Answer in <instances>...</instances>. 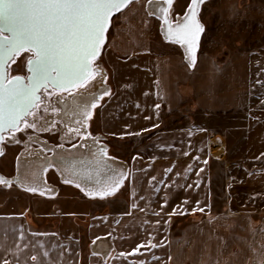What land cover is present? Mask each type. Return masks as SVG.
Returning <instances> with one entry per match:
<instances>
[{"label":"rangeland","instance_id":"374dc122","mask_svg":"<svg viewBox=\"0 0 264 264\" xmlns=\"http://www.w3.org/2000/svg\"><path fill=\"white\" fill-rule=\"evenodd\" d=\"M190 3L191 0H175L169 18L176 21L184 15ZM147 4L148 0H134L111 19L105 42L94 62L95 67L102 69V82L109 87V94L103 95L96 104L87 124L88 133L100 137V144L108 146L107 158L125 165V176L130 159L179 154L205 127H208L209 134L215 135L222 129L229 138L230 153L236 162L242 164V167L235 168L241 176L264 165V0H205L198 13L203 31L193 66L185 60L178 43L164 40L160 32L162 21L149 14ZM31 56L32 53L28 52L16 56L9 64L8 75L24 76L25 63ZM46 98L53 103L55 93L51 96L46 94ZM46 106L47 102L42 101L37 110L38 115L43 114L37 128H25L21 123V131L4 135L0 143L3 152L0 155V173L3 175L12 177L13 170L16 172V159L28 150L32 134L51 145L69 144L70 147L85 136L83 132L64 138L59 122L46 127L44 115L54 112L47 108V113H44ZM221 111H227L224 121L218 119L222 117ZM28 118V122H33V116ZM32 147L35 148L34 145ZM43 149L45 153L46 148ZM224 164L227 166L216 169L214 166L211 178L213 198L220 196L229 171V164ZM52 170L58 182H65L58 171ZM46 174L44 171L43 180L47 183L46 179H52ZM241 179L244 180L243 177ZM68 185L70 187L61 188L56 196L58 188L53 189L52 194H46L15 183L5 187L0 183V207L5 206L12 211L26 208L38 225L59 226L64 223L82 228L90 223L91 217L88 216L97 211L117 212L128 207V186H122L120 194L115 197L101 198L99 191L91 195L76 187L74 182ZM49 189L51 192V186ZM22 190L27 195L22 194ZM47 195L54 197L45 198ZM218 202L213 199V203ZM65 206L79 215H65ZM206 216L195 211L184 219L170 218L167 239L177 235L185 237L188 235L187 224L199 222ZM79 221L83 224H78ZM149 241L134 252H149L150 255L142 262L134 260L133 264H150L149 258L155 255V247ZM123 255L128 259L135 257L125 252ZM188 256L187 246L181 244L180 252H174L170 247L160 257L163 260L159 264L203 262L200 254L193 256L199 261L195 263L189 262ZM116 258L112 264H129L118 262L121 258Z\"/></svg>","mask_w":264,"mask_h":264},{"label":"crops","instance_id":"0c3cea01","mask_svg":"<svg viewBox=\"0 0 264 264\" xmlns=\"http://www.w3.org/2000/svg\"><path fill=\"white\" fill-rule=\"evenodd\" d=\"M224 115L227 111H221L218 119L224 121ZM208 131V127L199 130L179 154L130 159L126 178L108 196L115 197L122 186H128V207L117 212L97 211L88 216L90 223L85 228L64 223L38 225L26 208L12 211L1 206L0 264H112L116 257L121 258L118 262L133 264L150 255L134 252L149 240L156 245L150 264H159L170 247L180 252L181 244L188 247L191 263L199 262L193 256L200 254L201 264H264V165L241 176L235 168L242 164L230 153L229 138L222 129L217 135ZM224 163L229 164V171L220 196L213 198L214 166H227ZM47 168L46 175L52 180L46 181L52 189H60L58 196L61 188L70 186L58 182L52 168ZM213 199L219 202L213 203ZM200 208L207 216L187 224L188 235L167 239L170 218L184 219ZM64 209L65 215H79ZM123 252L134 254V259L121 256Z\"/></svg>","mask_w":264,"mask_h":264},{"label":"snow or ice","instance_id":"6c2138e0","mask_svg":"<svg viewBox=\"0 0 264 264\" xmlns=\"http://www.w3.org/2000/svg\"><path fill=\"white\" fill-rule=\"evenodd\" d=\"M133 2L134 0H0V68L9 61L14 62V58L23 52L32 53V58L28 61L32 66V75L27 78V83L21 76L9 78L6 72H0V133L6 130L21 131V123L25 128H37L39 120L43 119V114H37L42 102L38 95L41 90L49 96L53 95L48 92L49 88L60 92L73 88L87 90L95 79V73L99 71L98 66L94 68L93 65L105 41L111 17ZM174 2L175 0H148L149 6L155 5L149 14L160 13L166 37L184 45L191 63L195 64L192 49L196 47L199 33L203 31L197 15L205 0H191L184 17L175 22V27L168 18ZM5 32L9 35L5 36ZM107 94L109 93L106 92L105 95ZM88 107L94 109L97 105L93 103ZM47 111L44 108L43 112ZM30 115L33 116V122L26 120ZM81 115L85 118L82 126L86 127L91 113L85 108ZM74 131L77 135L80 134L79 128ZM3 140L4 136L0 134V142ZM101 154L106 155V150L101 149ZM0 155H3L2 150ZM73 174L78 175L74 170ZM122 179V176L113 179L116 187L111 191L102 188L99 191L101 198L113 195ZM14 182L0 177V183ZM69 182L65 180V183ZM76 187L80 185L77 184ZM31 190L36 189L33 187ZM197 210L204 211L202 208L193 209V214ZM176 212L177 209H174L173 214ZM32 259L35 260V257Z\"/></svg>","mask_w":264,"mask_h":264},{"label":"bare ground","instance_id":"6f19581e","mask_svg":"<svg viewBox=\"0 0 264 264\" xmlns=\"http://www.w3.org/2000/svg\"><path fill=\"white\" fill-rule=\"evenodd\" d=\"M154 7L155 5L149 6V3L147 4L149 12H152ZM184 15L179 16L177 20L184 17ZM154 16L159 18L160 13L157 12ZM197 19L200 23L198 15ZM169 20L172 21L170 18ZM161 21L160 32L162 33L164 40L167 42H173L172 38L166 37L164 23L163 20ZM176 21H172L173 27H175ZM201 34L202 32L199 33L198 41ZM198 41L196 47L192 49V58L195 59V62ZM178 44L181 46L187 63H189L190 66H193L191 59L189 58V53L185 50V46L181 43ZM101 71L102 69L99 68V71L95 73V79L92 81L93 85L88 87L87 90L73 88L68 91L60 92L49 88L48 92L55 93L53 103L48 102L46 94L44 91H41V101L44 103L47 102L46 108L55 109L53 113H47L44 115V123H46V127L52 125L54 122H59L62 134L65 136L64 138L69 139L70 135H77L74 131L77 128H79L80 131L79 135L84 132L85 136L82 137L87 138L84 139L81 137L80 142L75 144L76 147H70L69 144L68 146L63 145V147H60V145H51L42 137L32 134L30 136L31 140L29 141V145L27 146L28 150L21 153L16 159L15 174L12 177H8L0 173V177H3L8 181H15L14 183L16 185L23 188L31 190V188L34 187L36 189L35 191L41 190L46 194H50L53 189L51 187L50 192V185L43 180V173L47 167H52L58 171L62 179L79 184L83 191L90 193L91 195L98 193L97 191H100L102 188L111 191L116 186L112 181L113 179H118L120 173L121 176H125V165H122L120 161L105 158V155L101 154V149L104 147L100 145L99 140H96V137H93L88 133L87 126H82L85 123V118L81 115L82 110L87 108L92 116L95 108L93 109L88 106L93 103L97 104L98 101L96 98H101L109 89V87L102 82L103 73ZM28 117H26V120L29 119ZM88 121L89 118L87 119V124ZM11 132L12 131L9 130L7 133L3 134V136L10 134ZM32 145H34L35 148L32 147ZM37 145L40 147L37 148ZM81 145H83V147H81ZM43 147L46 148L45 153L42 151L44 150ZM0 150H2V148H0ZM48 152L50 154H47ZM121 166H123V168ZM73 170L78 175H74ZM2 185L3 187L9 186V184L4 183H2Z\"/></svg>","mask_w":264,"mask_h":264},{"label":"water","instance_id":"95a60500","mask_svg":"<svg viewBox=\"0 0 264 264\" xmlns=\"http://www.w3.org/2000/svg\"><path fill=\"white\" fill-rule=\"evenodd\" d=\"M162 6L167 7L166 5H162ZM122 10H123V9H122ZM117 13H118V12H117ZM117 13H114L113 16H114L115 14H117ZM113 16H112V17H113ZM112 17H111V19H112ZM111 19H110V21H109V26H110ZM109 26H108V28H109ZM108 28H107V30H108ZM106 32H107V31H106ZM106 32H105V39H106ZM4 35L7 36V35H9V33L5 32ZM104 42H105V41H104ZM31 58H32V56L29 57V58L27 59L26 63H25V71H26V73H25L24 76H22V75H12V76H9V75H8V73H9V64H10L11 61H9L7 64H5V65L3 66V68H0V72H6V74H7V76H8L9 78H11V77H15V76H21V77H23V78L25 79V82L27 83V78L30 77V76L32 75V72L30 71V69H31L32 66L28 63V61H29ZM41 91H43V90H41ZM38 95L41 96V93H38ZM96 100H98V98H96ZM8 131H9V130H6V131H4L3 133H0V134L3 135V134H5V133H7ZM0 143H1V142H0ZM0 148H1V147H0ZM51 151H52V150H51ZM105 158H106V156H105Z\"/></svg>","mask_w":264,"mask_h":264},{"label":"flooded vegetation","instance_id":"af4514ba","mask_svg":"<svg viewBox=\"0 0 264 264\" xmlns=\"http://www.w3.org/2000/svg\"><path fill=\"white\" fill-rule=\"evenodd\" d=\"M108 148V147H107Z\"/></svg>","mask_w":264,"mask_h":264}]
</instances>
